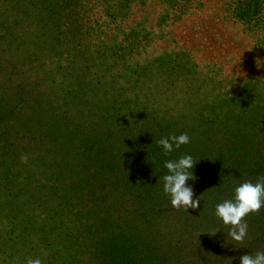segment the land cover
<instances>
[{"label":"trees","instance_id":"obj_1","mask_svg":"<svg viewBox=\"0 0 264 264\" xmlns=\"http://www.w3.org/2000/svg\"><path fill=\"white\" fill-rule=\"evenodd\" d=\"M87 14L95 13L85 0H0V236L9 237L0 245V264L30 258L42 264H227L242 250H225L233 238L215 206L232 199L240 183L264 177V147L254 155L199 152L196 180L188 183L200 206L172 207L163 191L164 164L185 154L164 153L151 139L132 141L145 136L146 123L118 131L96 118L136 109L104 89L113 84L105 80L113 66L95 64L91 49L99 29L84 20ZM129 43L138 45L132 50L142 46ZM160 121L168 122L157 120V128ZM118 152L132 159L130 168H113ZM113 209L124 211L127 221L116 226ZM262 209L244 218L241 247L251 255L264 250ZM169 215L176 228L163 227Z\"/></svg>","mask_w":264,"mask_h":264},{"label":"rangeland","instance_id":"obj_2","mask_svg":"<svg viewBox=\"0 0 264 264\" xmlns=\"http://www.w3.org/2000/svg\"><path fill=\"white\" fill-rule=\"evenodd\" d=\"M85 2L95 14L85 15L84 20L96 21L93 26L99 29L95 50L91 49L94 62L98 67L113 66L105 78L113 84L104 89L119 104L136 109L124 115L99 113V124L109 123L121 131L146 123L145 136L132 137V141L139 139L138 145L141 140L159 144L162 137L187 133L190 143L176 150L194 159L204 151L228 155L234 149H246L254 155L253 150L264 147V0ZM130 32L134 34L129 38ZM130 41H139L140 50H132L138 45ZM157 120L168 122L160 121L163 127L157 128ZM176 150L169 154L175 155ZM134 158L140 165L141 159ZM131 160L118 152L111 164L130 168ZM115 175L120 179L118 172ZM261 212L262 208L255 213ZM115 217L118 226L129 216L117 211ZM168 217L172 221L163 227L176 228L173 216ZM6 238L2 233L0 245ZM241 246L234 239L226 246V251L242 250L237 256L231 254L227 264H240V257L249 254Z\"/></svg>","mask_w":264,"mask_h":264},{"label":"clouds","instance_id":"obj_3","mask_svg":"<svg viewBox=\"0 0 264 264\" xmlns=\"http://www.w3.org/2000/svg\"><path fill=\"white\" fill-rule=\"evenodd\" d=\"M158 143L164 153H170L174 148L190 143V137L187 133L169 135L162 137ZM21 159L27 162L28 157L24 156ZM195 163L191 155H184L164 164L167 174L162 178L163 191L170 196L172 207L178 210L188 211L200 206V198L195 197L194 188L188 183L196 180L192 171ZM261 208H264V177H260L255 183L246 181L237 185L232 199L224 200L215 206V215L224 225L231 226L229 235L236 242L242 243L248 232L244 218L250 213L259 212ZM27 264H42V260L30 258ZM240 264H264V251H258L255 255H242Z\"/></svg>","mask_w":264,"mask_h":264}]
</instances>
